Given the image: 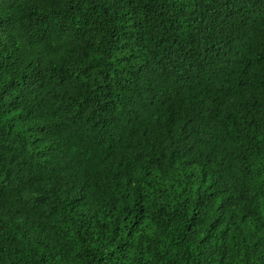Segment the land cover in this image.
<instances>
[{"label":"trees","instance_id":"1","mask_svg":"<svg viewBox=\"0 0 264 264\" xmlns=\"http://www.w3.org/2000/svg\"><path fill=\"white\" fill-rule=\"evenodd\" d=\"M0 264H264V0H0Z\"/></svg>","mask_w":264,"mask_h":264}]
</instances>
